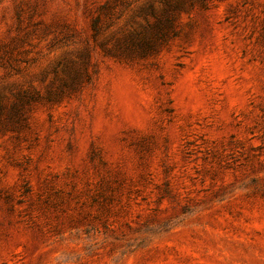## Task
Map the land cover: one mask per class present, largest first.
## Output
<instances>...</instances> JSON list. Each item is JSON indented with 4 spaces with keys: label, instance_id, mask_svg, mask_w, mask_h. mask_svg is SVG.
<instances>
[{
    "label": "rangeland",
    "instance_id": "374dc122",
    "mask_svg": "<svg viewBox=\"0 0 264 264\" xmlns=\"http://www.w3.org/2000/svg\"><path fill=\"white\" fill-rule=\"evenodd\" d=\"M0 264H264V0H0Z\"/></svg>",
    "mask_w": 264,
    "mask_h": 264
},
{
    "label": "trees",
    "instance_id": "16d2710c",
    "mask_svg": "<svg viewBox=\"0 0 264 264\" xmlns=\"http://www.w3.org/2000/svg\"><path fill=\"white\" fill-rule=\"evenodd\" d=\"M96 28H97V20L94 21V29H96ZM131 42H132V40L129 41V43H131Z\"/></svg>",
    "mask_w": 264,
    "mask_h": 264
}]
</instances>
